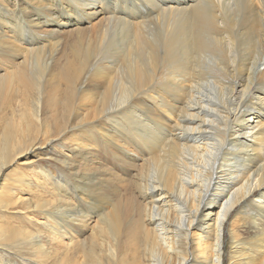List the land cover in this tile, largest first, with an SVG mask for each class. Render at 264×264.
<instances>
[{
  "label": "bare ground",
  "instance_id": "6f19581e",
  "mask_svg": "<svg viewBox=\"0 0 264 264\" xmlns=\"http://www.w3.org/2000/svg\"><path fill=\"white\" fill-rule=\"evenodd\" d=\"M148 1L0 0V264H264V0Z\"/></svg>",
  "mask_w": 264,
  "mask_h": 264
},
{
  "label": "rangeland",
  "instance_id": "374dc122",
  "mask_svg": "<svg viewBox=\"0 0 264 264\" xmlns=\"http://www.w3.org/2000/svg\"><path fill=\"white\" fill-rule=\"evenodd\" d=\"M151 2H153V3H155V4H152ZM150 3V4H149ZM152 4V5H151ZM154 5V6H153ZM152 6H153V8H152ZM160 7V5H157V2H156V0H150V1H148V9L149 10H151V11H153V10H155V11H157L158 12V8ZM156 8V9H155ZM122 10L124 11V9H120V11L122 12ZM155 11L153 12V14H155ZM147 12V11H146ZM149 15H150V13L149 12H147ZM13 100V99H12ZM11 100V101H12ZM10 102V100L8 99V98H6L5 99V103H4V106H6L8 103ZM6 112V111H5ZM56 114H58V115H61V106L60 107H58V109L57 110H51V109H49V111H48V115H47V120H48V122H49V124L52 126V128H55L56 126L54 125L55 124V121L51 118V117H53V116H55ZM1 115H2V113H1ZM11 118H13V119H15L16 121L18 120V118H19V115L18 114H14V115H12V114H9V113H5V115L3 114L2 115V117H1V119L2 120H0V133L3 131V128H4V126L6 125V122L9 120V119H11ZM61 121H59V123H60ZM67 141V140H66ZM56 143V142H55ZM54 143V144H55ZM48 146H50L49 144H48ZM51 147V146H50ZM48 151V153H49V150H47L46 148H44L43 150H42V152H47ZM51 152V151H50ZM53 153V158H49V157H44V158H40V159H38L37 160V162H35L34 164H33V166L32 167H30L29 165H25L27 168H25V167H23V166H21L24 170H23V172L25 173V174H31V176H32V174L34 173V172H37V170H38V166L39 167H45V168H48V169H50V170H55V169H57L58 170V168H59V164H58V162H57V160L55 159L56 157H59V156H57V153L56 152H52ZM55 157V158H54ZM58 166V167H57ZM20 169H18V166L17 165H14V164H9L8 165V168H7V170H6V172L4 173V176L3 177H5L6 175H8L9 173L10 174H12L13 175V173H14V171H19ZM21 171V170H20ZM13 177V176H12ZM13 182L10 180L9 181V184L12 186L13 184H12ZM34 191H37V188H34ZM27 195V194H26ZM48 195V194H47ZM46 195V196H47ZM256 196H257V194H256ZM23 197H26L25 196V194L23 195ZM9 212H14V211H9ZM15 214H17V213H12V215H9V216H7V217H5V218H3V220L5 221L4 222V224H5V226H9V223H13V224H15V225H19V226H21V227H31L32 225H34V222H35V220L33 219L35 216H37L35 213L33 214H30V217L27 219V218H25V216H23V214H21V213H18V216L17 215H15ZM40 221H42L41 223H39V224H37V226H42V228L44 227V222H45V218L43 219V218H40ZM36 226V227H37ZM225 242L226 243H228V234H227V231H225ZM228 245V244H227Z\"/></svg>",
  "mask_w": 264,
  "mask_h": 264
}]
</instances>
